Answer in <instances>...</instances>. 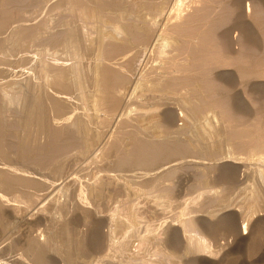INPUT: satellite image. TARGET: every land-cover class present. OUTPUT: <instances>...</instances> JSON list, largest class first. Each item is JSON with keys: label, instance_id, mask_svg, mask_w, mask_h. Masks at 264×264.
Segmentation results:
<instances>
[{"label": "rangeland", "instance_id": "374dc122", "mask_svg": "<svg viewBox=\"0 0 264 264\" xmlns=\"http://www.w3.org/2000/svg\"><path fill=\"white\" fill-rule=\"evenodd\" d=\"M0 264H264V0H0Z\"/></svg>", "mask_w": 264, "mask_h": 264}, {"label": "water", "instance_id": "95a60500", "mask_svg": "<svg viewBox=\"0 0 264 264\" xmlns=\"http://www.w3.org/2000/svg\"><path fill=\"white\" fill-rule=\"evenodd\" d=\"M216 39V35L215 33H210V37L208 40L210 41H215ZM162 145H160L159 143H144L142 145V147H140L139 151L138 152H141V151H149V150H159L161 148ZM145 149V150H144Z\"/></svg>", "mask_w": 264, "mask_h": 264}, {"label": "bare ground", "instance_id": "6f19581e", "mask_svg": "<svg viewBox=\"0 0 264 264\" xmlns=\"http://www.w3.org/2000/svg\"><path fill=\"white\" fill-rule=\"evenodd\" d=\"M209 37H210V36H208V39H209ZM143 142H144V141H143ZM144 150H145V149H144ZM160 150H161V148H160L159 150H157V151H155V150H149L148 153L150 154V153L152 152V153L158 154V153H160V152H159ZM150 151H151V152H150ZM142 152H143V151H142ZM138 154H139V153H138ZM143 154H144V153H143ZM152 155H153V154H152ZM140 156H141V155H140ZM146 156H147V155H146ZM146 156H145V157H146ZM126 161H127V160H126Z\"/></svg>", "mask_w": 264, "mask_h": 264}, {"label": "crops", "instance_id": "0c3cea01", "mask_svg": "<svg viewBox=\"0 0 264 264\" xmlns=\"http://www.w3.org/2000/svg\"><path fill=\"white\" fill-rule=\"evenodd\" d=\"M258 35V34H257ZM258 37H259V35H258ZM259 40H260V38H259Z\"/></svg>", "mask_w": 264, "mask_h": 264}]
</instances>
